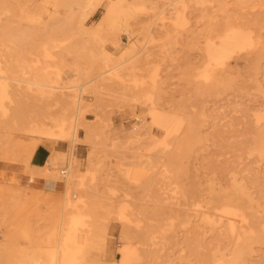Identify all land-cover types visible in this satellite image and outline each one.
<instances>
[{
	"label": "rangeland",
	"instance_id": "374dc122",
	"mask_svg": "<svg viewBox=\"0 0 264 264\" xmlns=\"http://www.w3.org/2000/svg\"><path fill=\"white\" fill-rule=\"evenodd\" d=\"M33 1L36 7L21 10L20 56L28 64L43 61L38 50L47 46L53 85L81 96L78 124L91 126L96 137L79 130L78 143L54 144L65 159L52 192L47 175L0 153V264H60L57 246L76 210L89 215L92 227L78 264H120L126 236L140 245L138 264H229L228 256L213 263L198 210L221 203L214 197L230 191L231 176L255 177L258 185L248 189L264 197V157L250 153L255 118H264V48L227 50L221 66L231 70L214 85L199 76L208 34L198 20L224 0L203 7L194 0H116L125 15L96 33L108 0ZM10 5L0 0L2 9ZM177 12L184 24L174 27ZM0 21L7 22L1 10ZM32 100L21 107L34 109ZM152 109L178 115L181 137H165ZM46 145L51 150L53 143ZM72 163L77 171L66 179ZM121 205L128 207V223L117 216Z\"/></svg>",
	"mask_w": 264,
	"mask_h": 264
},
{
	"label": "bare ground",
	"instance_id": "6f19581e",
	"mask_svg": "<svg viewBox=\"0 0 264 264\" xmlns=\"http://www.w3.org/2000/svg\"><path fill=\"white\" fill-rule=\"evenodd\" d=\"M229 1L224 0L206 7L212 11L201 13L198 20L208 34L205 40L204 70L199 76L210 80L214 85L220 84L222 77L228 75L231 70L229 65L221 66L223 55L227 50L264 48V0H232L235 1L234 4ZM205 2L207 3L206 0H194V5L203 7ZM10 3V9L0 7L7 20V22L0 21V153L15 160L17 164L26 163L29 168L47 175V190L52 192L54 185L59 186L62 178L59 177L58 180L56 167L65 159L64 152L55 150L54 146L59 141L65 140L78 143L79 130L85 132L87 139L95 138L96 134L91 126L78 124L83 103L81 96L66 95L61 92L62 88L53 85L55 81L50 78L49 72L52 68L50 63L52 55L48 52L47 46L41 45L38 50L40 52L38 56L43 61L37 57L32 64H28L20 56L26 33L20 23L21 10L29 7L30 3L36 7L38 1L10 0ZM16 7L19 10L18 16L14 11ZM136 9H143L142 5L137 6ZM122 10L118 1L108 0L104 4L103 16L92 32L96 33L104 25L115 24L122 15H125ZM49 17L51 18L50 15ZM52 24L48 23L46 26ZM183 24L184 15L182 12H177L172 25L179 27ZM129 52L130 50L123 54L127 55ZM131 58L132 56L127 60ZM54 68L56 75H60V69L55 66ZM11 82L16 83L11 84ZM144 96L147 100L151 98L150 93ZM29 97H33L34 101H32L37 104L34 109L27 110L21 105L26 104ZM42 102L45 103V107L40 106ZM150 115L153 123L163 130L165 137H181L182 119L178 115L166 114L155 109L151 110ZM263 120L262 116L257 115L255 126L250 131V153L258 157H264ZM47 143H53V146L40 165L28 161L38 145ZM16 144H20L18 149L14 147L8 150V146H16ZM76 171L77 164L72 163L68 175H66L67 168L60 170V174H65L66 176H63L69 179ZM128 176L137 180L138 174L129 171ZM230 178V191H226L225 195L214 197L215 201H221V203H210L204 207L201 206L198 210L199 224L203 225V234L208 233L211 238L213 263H220L224 256H228L229 264H263L264 204L262 199L264 197L258 190L248 189L247 185H258L255 177L247 175L245 181L244 175L240 179L236 176ZM64 183L62 184L65 185ZM127 210L126 205H121L117 216L128 223L130 221L127 218ZM64 215L61 212L60 216ZM68 217L71 224L67 229H61L63 235L57 246L58 255H61L60 264H78V257L86 244L84 238L92 237V227L87 221L89 215L82 211L76 210ZM81 235L84 236L83 240ZM123 241L124 244L118 249L119 263L138 264L140 254L142 255V252L139 253L140 245L135 244L127 236ZM254 257L259 259L254 260Z\"/></svg>",
	"mask_w": 264,
	"mask_h": 264
},
{
	"label": "crops",
	"instance_id": "0c3cea01",
	"mask_svg": "<svg viewBox=\"0 0 264 264\" xmlns=\"http://www.w3.org/2000/svg\"><path fill=\"white\" fill-rule=\"evenodd\" d=\"M41 146L46 148L48 151L44 148H39ZM49 152H50V149L46 144L38 145L36 147V150H35L33 156H32L33 163L36 165H40L44 161V159L48 156Z\"/></svg>",
	"mask_w": 264,
	"mask_h": 264
}]
</instances>
